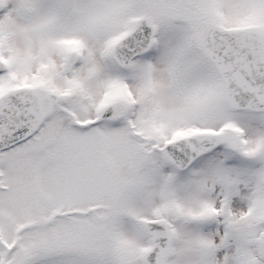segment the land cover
<instances>
[{"label":"snow or ice","instance_id":"1","mask_svg":"<svg viewBox=\"0 0 264 264\" xmlns=\"http://www.w3.org/2000/svg\"><path fill=\"white\" fill-rule=\"evenodd\" d=\"M0 264H264V0H0Z\"/></svg>","mask_w":264,"mask_h":264}]
</instances>
